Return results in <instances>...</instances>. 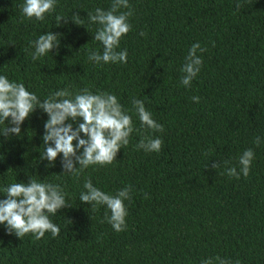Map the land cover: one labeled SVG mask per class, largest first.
<instances>
[{"label": "trees", "instance_id": "obj_1", "mask_svg": "<svg viewBox=\"0 0 264 264\" xmlns=\"http://www.w3.org/2000/svg\"><path fill=\"white\" fill-rule=\"evenodd\" d=\"M24 2L0 0V75L41 101L65 88L73 96L85 88L114 94L134 131L112 164L78 176L63 173L62 154L51 167L40 160L49 118L42 109L19 136H0V200L5 187L32 178L59 184L69 206L49 214L60 228L55 238L20 239L0 224V264H218L216 257L264 264V0H129L132 28L118 48L127 49V63L101 64L87 58L89 50L103 52L93 40L100 26L87 15L113 0H56L43 21L25 17ZM50 31L60 34V47L34 61L33 41ZM195 43L207 51L197 52L203 65L184 86L181 69ZM133 99L163 132L142 125ZM145 137L161 138V151L138 148ZM248 149L255 155L244 177L239 158ZM231 167L239 179L227 175ZM87 179L113 196L131 186L125 231L107 222L106 205L81 203Z\"/></svg>", "mask_w": 264, "mask_h": 264}, {"label": "clouds", "instance_id": "obj_2", "mask_svg": "<svg viewBox=\"0 0 264 264\" xmlns=\"http://www.w3.org/2000/svg\"><path fill=\"white\" fill-rule=\"evenodd\" d=\"M55 6L56 0H25L21 11L29 19L43 21L46 14L55 11ZM240 7L237 4V8ZM132 15L129 0H113L111 8L107 11L96 8L94 13L88 12V21L100 26L93 35V40L103 45L102 54L89 50V61L96 64L127 63V49L118 51V48L122 37L132 28L129 23ZM57 20L61 21V17H57ZM72 20L77 25H82L77 13L73 14ZM59 37L60 34L52 31L40 35L33 41L35 51L32 59L35 61L52 53L53 49H58L61 43ZM198 51L203 53L207 49L195 43L185 58L186 63L181 69L184 73L181 83L184 86H190L201 70L203 59L197 55ZM192 99L197 103L200 101L199 97ZM132 104L143 126L158 132L164 131L163 125L157 123L151 112L146 110L143 100L133 99ZM37 108L42 109L49 117L44 124L45 134L42 139L45 150L41 153L40 160L49 161L48 166L51 167L62 154L63 173L78 176L89 166L112 164L122 146L128 145L129 137L134 131L131 116L123 110L114 94H93L85 88L73 96V93L65 88L55 91L41 101L34 93L29 92L23 83L10 82L6 76L0 75V124L8 125L0 136H19L22 132L21 125ZM72 122H76L77 126L74 127ZM81 133L86 138H82ZM260 142V137H256L254 143L259 146ZM162 145L163 141L159 137H145L137 147L158 153ZM254 155V151L248 149L239 158L240 172L244 177L250 174ZM223 163L227 164L228 161ZM220 166L221 163L212 164L214 169ZM226 173L229 177L240 178L236 167L227 168ZM83 187L87 191L81 192V203L89 204L93 208L106 205L111 213L105 214L107 222L116 232L125 231L128 213L124 201L131 199V186L119 190L115 196L95 187L91 179L85 180ZM3 192L7 198L0 200V224L6 225L9 234L15 233L21 239L31 233L36 240L42 239L46 232H50L53 238L59 236L60 228L49 218V214L55 215L58 210L69 207L59 184L43 183L29 178L26 183L16 182L8 185ZM215 260L218 264H229V261L220 257ZM203 264H213V260L208 259ZM236 264H239V261H236Z\"/></svg>", "mask_w": 264, "mask_h": 264}]
</instances>
